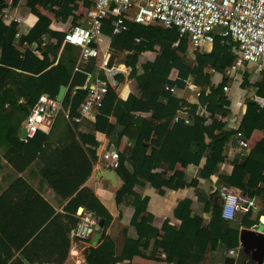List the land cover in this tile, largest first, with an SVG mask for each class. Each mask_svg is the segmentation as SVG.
<instances>
[{
	"label": "trees",
	"instance_id": "obj_1",
	"mask_svg": "<svg viewBox=\"0 0 264 264\" xmlns=\"http://www.w3.org/2000/svg\"><path fill=\"white\" fill-rule=\"evenodd\" d=\"M80 1L86 8L93 4L91 0H26L27 7L30 12L37 15L38 20L28 33L20 36V43L33 46V50L28 46L23 51V56L14 43L17 24L11 23L7 26L0 19V145L6 144L10 147L5 157L9 161H14L18 171H23L33 161H38L43 179L61 199H68L64 207L67 221L77 227L80 222L77 210L79 206H84L97 217L104 218L105 226H108L112 220L111 213L94 192L83 186L97 161L99 140L96 132H105L109 138V145L115 146L120 145L123 135L136 138V144L130 145L128 152L120 153L117 171L124 179L122 191L134 196L132 204L135 212L132 222L139 227L140 221L144 218L148 198L136 192V186L145 185L152 171L161 167L164 161L169 163V168L174 167L177 162L184 163L186 153L196 156L193 161L200 158H204V161L196 178L185 177L184 180L177 182H182V185L188 182L185 186L197 185L199 179H209L217 172L220 162L225 160V146L234 138L237 130L243 131L247 138L256 128L264 132V107H260L246 95L243 102L247 104V111L240 127L224 121V118L232 113L235 121L238 120L235 104L243 97V91L250 86L251 73L246 69L249 64L247 63V66L240 70L239 79L232 84L235 85L234 91L230 93L224 89L230 81V78L225 76V71L238 53L236 42L229 39L221 47L215 44L209 51H194L195 59L191 63L187 59L188 40L180 34L177 27L145 25L126 19L127 29L115 33L114 16H111L103 24L102 31L111 36L113 50L129 51L126 63L132 69L130 76L137 78L145 97L140 99L129 95L124 99L110 87L90 131L73 129L64 114H60L57 117L60 119L56 118L48 133L38 131L33 137L20 140L15 130H19L21 122L43 92L56 97L60 86L66 85L68 89L62 102L63 108L69 110L72 115H80L78 108L88 90L76 86L84 84L88 73L94 72L95 64L92 60L96 59H90L84 68L75 70V64L68 55L72 47L70 43L64 44L58 58L65 34L55 30L51 25L52 18L39 9L41 7L49 11L62 22L71 19L73 25H76L80 18V15L76 14ZM175 42H178V45H174ZM156 47L159 49L155 60L143 63L141 65L143 72L139 73L137 65L140 54L147 50H156ZM37 51L41 53L42 58L37 56ZM185 63L192 66L190 71L181 69ZM209 67L212 72L206 71ZM174 68L179 70L178 78L171 80L170 74ZM189 76L193 78V83L201 88L196 104L177 98L170 89L185 85L183 79ZM119 79L122 80L123 77L119 76ZM256 85L257 93L264 96L262 81L259 80ZM238 88L239 93L235 92ZM22 96L27 97L25 102L20 101ZM163 96L167 102L160 115L156 112V106L158 99ZM6 102H9L7 108ZM136 111H152L153 119L158 116L164 117L166 121L155 124L152 119L136 118L133 114ZM178 112L186 116L178 115ZM110 116L114 121H110ZM209 120L210 123L207 124ZM54 129L61 130L57 138L53 134ZM207 130L214 131L209 140L206 138ZM166 132L174 136L177 144L176 153H172L166 145L168 143L165 140ZM257 153L264 154V138L244 162L235 164L233 171L224 177L225 182L243 190L257 186L264 170V162L256 157ZM244 179H247V182L243 183ZM20 183H25L22 177L17 178L9 189L17 188ZM254 193L250 192L249 195L253 196ZM6 194L9 193L5 192L0 196V264H26L20 257L16 262H12L15 250H20V253L34 264L36 258L31 254L33 250L31 247L38 242L44 247L53 244L50 254L53 250L61 248L56 243L69 245L67 232L71 231L70 226L58 231L55 243L48 235V231L57 225L62 216L55 214L54 207L36 190L29 188L22 199H16L17 202L2 203V197H6ZM190 206L191 201L187 199L177 210L187 211ZM205 209L212 210L213 223L211 220L210 224L216 232V237L223 238L224 233L218 223V219L221 218L220 206L210 204ZM249 213L251 211L246 214ZM183 220L181 227L184 230L195 228L194 223L188 224L190 221L188 218ZM168 229L172 230L170 227ZM199 241L204 242L201 238ZM233 241L236 239L233 238ZM231 245H234V242ZM111 247L112 239L106 236L98 246L90 247L86 251L87 263L110 264L113 258ZM166 252L172 254V250ZM59 261L61 263L63 259Z\"/></svg>",
	"mask_w": 264,
	"mask_h": 264
},
{
	"label": "crops",
	"instance_id": "obj_2",
	"mask_svg": "<svg viewBox=\"0 0 264 264\" xmlns=\"http://www.w3.org/2000/svg\"><path fill=\"white\" fill-rule=\"evenodd\" d=\"M22 2L23 0H20L19 2V14L25 19L23 23L18 25L14 21L6 20L1 17L0 19H2L7 26L11 23L17 24L14 43L23 56V51L26 50L28 46V48H32L33 50V46L31 45L30 47L27 43H20V36L29 32L38 20V17L30 12V10L29 12H22ZM85 8L86 7L80 2L79 9L76 11V14L80 15V18L76 25L85 24L83 15ZM39 9L52 18L51 25L53 28L56 26L54 29L57 31L64 32L74 26L71 19L62 22L56 17L58 21H55L53 20L52 13L41 7ZM70 21L71 24L66 28V25ZM65 43L68 42L63 41V47L61 48L58 58L62 53ZM174 45H178V42H175ZM100 46L101 49L106 47L112 48L114 57L112 60L114 62L129 66L126 63L129 51L116 52L115 49L113 50L110 35L103 32V39ZM189 46L192 48L191 45ZM158 49L159 48L156 47V50H147L140 54L139 63L137 65L139 73L143 72L141 66L143 63L155 60ZM192 49L194 51L199 50ZM210 49L211 47H207L206 49H200V51H209ZM71 51L72 47L68 53L69 58L71 57ZM37 53V56L42 58L41 53L38 51ZM192 58L195 59V56L192 55ZM92 61H94L95 64L94 72L88 73L84 84L77 85L76 88H85L86 85L91 84L94 75L98 72H100L99 74L101 76L103 75L102 71H99L98 69V60ZM72 62L76 67V60ZM56 63L57 61L54 62V64ZM245 65L247 66V64ZM84 66L82 68H84ZM242 68H240L233 76L229 77L230 81L228 84L229 87L226 90L227 92L229 91L232 93L234 91L235 85L232 86V84L239 79V72ZM253 68L256 67L251 63L246 67L251 73L250 86L247 90L243 91V97L235 104L236 110L238 111V120L235 121L236 119L233 113L229 117L227 116L224 118V121L229 122V125L235 123L236 127H240L241 120L247 111V104L243 102V98L246 95L252 97L253 94L257 93L258 87L256 84L259 80L262 81L263 73L260 77L255 78V71ZM181 69L190 71L192 66L185 63L181 66ZM131 70L130 67L125 73L120 74L119 76L123 77V79H119L118 76L119 84L113 86V88L121 98L126 99L129 95H134L137 98L143 99L145 97L144 90L141 88L137 78L130 76ZM178 71L179 70L176 68L171 71V80L178 78ZM206 71L212 72V69L209 67ZM183 82L185 85L177 86L175 91L172 92L177 98L182 99L184 102L196 104L198 102V95L201 92V88L193 83V78L191 76L187 79H183ZM192 83L193 85L191 86ZM236 91L239 93V88L238 90H235V92ZM235 92L234 94H236ZM26 99L27 97L22 96L20 101L25 102ZM166 102L167 99L164 96L160 97L157 101L156 112L160 115L165 109ZM8 105L9 102H6L5 107L7 108ZM99 113L100 110H93L80 118L79 121H67L73 129L90 131L92 129V124L96 121ZM133 114L136 118L152 119L155 124H160L166 121L164 117L158 116V118L156 117V119H153L152 111H136ZM178 115L186 116L181 114V112H178ZM57 119L59 120L60 117ZM109 119L110 121H114L112 116H110ZM24 121L25 118L21 122L19 130H15V133H17L16 136H18L20 140H26L20 137L21 129L24 127ZM208 123H210V120L207 121V124ZM60 132L61 130L54 129L53 134L56 135L57 138ZM213 134L214 131L207 130V140H209ZM96 137L99 140L97 161L93 165L90 177L86 180L83 186L94 192L98 199L106 206L112 215V220L108 226H105V220L103 226H100L99 223V228L89 240L81 239L75 235V225H73L72 222L67 221V218L65 217L66 213L64 207L67 204L68 199H61L49 183L43 179L39 171L38 161H33L25 170L18 171L15 167L14 161H9L5 157V153L10 147L6 144L0 145V196L5 192L9 193L6 194V197H2V203L17 202L18 200L16 199H22L28 189L32 188V190H36L54 207L55 214H60L62 216V219L60 218L58 220L57 225L52 226L48 231V235L53 239V243H55V236L59 230H64L69 226L71 228V231L67 232L70 240L69 245L65 246V244L56 243L59 244L61 248L53 250L51 254L49 251L52 249L53 244H47V246L44 247L41 242H38L32 246L31 248L33 250H31V254L36 258L34 264H75V262L78 264H88L85 254L86 251L90 247L98 246L106 236L112 239V247L110 249L113 258L111 259L110 264H264V258L261 257V251L264 250V229H260V226H264V170L258 185L249 190H243L238 186L225 182L224 180V177L233 171L235 164L244 162L247 156L255 151L256 145L264 138V132L261 129L256 128L252 131L251 135L248 137L250 146L246 149L241 147L234 138L230 140L224 149L225 160L220 162L217 172L212 174L207 180L199 179L197 185L185 186L188 182H185L183 185L182 182H177L184 180L185 177L191 179L198 176L200 165L204 161V158L196 160L197 162L193 161L196 159V156L192 153H186L184 163L177 162L174 167L169 168V163L164 161L161 167L154 169L145 185L135 187L136 192L143 197L148 198L144 218L142 220L140 219L141 225L139 227L132 222L135 212L134 205L132 204L134 196L122 191L124 187V179L118 173L117 168L110 167L108 161L102 157L105 150L112 148L117 149L119 154L124 151L128 152L130 145L136 144L133 140H136L137 142V139L129 137L128 135H123V137H121L120 145L115 146L109 145V138L105 132L97 131ZM165 140L168 141L166 144L168 149L172 153H176L175 145L177 146V144L174 140V136L167 134L166 132ZM16 143L17 142H15V145ZM170 143H173V145H170ZM155 147L158 148L157 145H155ZM256 157H258L261 162H264V154L257 153ZM19 177H22L25 180V183L18 184L19 186L17 188L9 189L10 185ZM242 182H247V179H244ZM226 190H232L240 193L243 197L254 199L258 207L249 214H246L247 212L239 211L234 219L225 218L222 215V205L220 203L223 200V192ZM250 192L255 193L253 196H250ZM187 199L191 201L189 210H180V212H178L177 209L180 207V204ZM210 204L220 206L221 218L218 219V223L224 233L223 238L225 239L221 237L217 238L216 232H214V229L210 224L211 220L213 223L212 210L205 209L207 206H210ZM81 209L84 210L85 207L79 206L77 213ZM98 218L100 221L102 217ZM184 218L190 220L188 224L193 225L194 223L195 228L184 230L181 227L183 226ZM168 227L172 228V230H169ZM97 234H99V236L96 240ZM200 238L204 242H200ZM233 238L236 239V241H233ZM233 242L234 245H231ZM166 247H168V249H166ZM229 249H234L235 252L232 254L229 252ZM168 250H172V254H168L166 252ZM131 251L134 252L132 253ZM131 253L132 255H130ZM76 256H78L77 259H75ZM18 257L24 260L26 264H31L26 259V256L20 253V250H15L12 262H16ZM47 257H49L48 260ZM61 258L63 261L60 263L59 259ZM39 259L41 260L38 261Z\"/></svg>",
	"mask_w": 264,
	"mask_h": 264
},
{
	"label": "built area",
	"instance_id": "obj_3",
	"mask_svg": "<svg viewBox=\"0 0 264 264\" xmlns=\"http://www.w3.org/2000/svg\"><path fill=\"white\" fill-rule=\"evenodd\" d=\"M92 6L85 8V24L74 25L64 31V42L78 46L76 70L81 69L90 59L98 60V69L93 82L86 85L88 90L78 108L80 115H72L63 108L62 102L48 93H42L31 107L24 121L27 138L36 132L48 133L60 114L68 120L79 121L90 111L99 110L110 87L118 85V76L130 69L125 64L112 60V48L101 49L103 24L114 16L115 33L127 29L126 19L145 25L160 24L164 27H177L194 49H206L215 44L223 46L230 40L238 45V53L227 67L225 76H233L247 63L256 67L255 78L264 71V0H91ZM20 0H0V17L16 22H24L19 14ZM19 34V33H18ZM139 40V39H137ZM95 43V45H93ZM193 83L191 84V86ZM229 85L224 87L227 90ZM167 88H169L167 86ZM175 91L176 87H171ZM252 100L264 106V96L255 93ZM188 121V119H186ZM234 139L243 148L250 146L244 132L237 130ZM102 157L112 168L119 164V151L107 149ZM258 207L252 198L226 190L223 193L222 215L234 219L239 211L250 212ZM80 222L74 230L81 239L91 238L99 228V218L90 210L78 212ZM234 253V249H229Z\"/></svg>",
	"mask_w": 264,
	"mask_h": 264
},
{
	"label": "water",
	"instance_id": "obj_4",
	"mask_svg": "<svg viewBox=\"0 0 264 264\" xmlns=\"http://www.w3.org/2000/svg\"><path fill=\"white\" fill-rule=\"evenodd\" d=\"M93 45H95V43H93ZM78 46L77 45H72V51H71V60L72 61H75L76 60V56H77V54H78ZM262 82H263V84H264V71H263V74H262ZM66 92H67V86L66 85H61L60 86V89H59V91H58V94H57V96H56V98H57V100H59V101H63L64 100V97H65V95H66ZM20 137L22 138V139H27V131H26V128L25 127H23L22 129H21V135H20ZM133 142L134 143H136V140H133ZM225 192V191H224ZM223 192V193H224ZM221 205L223 204V200L221 201V203H220ZM82 210V209H81ZM99 223H100V226H103V224H104V219L103 218H101L100 219V221H99ZM260 229H264V226H260ZM98 236H99V234H97V236H96V240H97V238H98ZM261 257L262 258H264V250L263 251H261Z\"/></svg>",
	"mask_w": 264,
	"mask_h": 264
},
{
	"label": "rangeland",
	"instance_id": "obj_5",
	"mask_svg": "<svg viewBox=\"0 0 264 264\" xmlns=\"http://www.w3.org/2000/svg\"><path fill=\"white\" fill-rule=\"evenodd\" d=\"M81 2V1H80ZM80 2H79V4H80ZM82 3V2H81ZM43 9V8H42ZM21 11L23 12V11H27V12H29V9H28V7L26 6V0H23V2H22V4H21ZM81 12V11H80ZM52 16H53V20H55V21H58V19L52 14ZM71 24V21L66 25V28H68V26ZM55 25V24H54ZM56 27V26H55ZM188 46V49H187V59H188V61L189 62H193V58H192V55H194V50L189 46V45H187ZM221 47V46H220ZM252 64V63H251ZM253 70L256 72V68H253ZM78 258V256H76L75 257V259H77ZM75 264H78V263H76L75 262ZM80 264V263H79Z\"/></svg>",
	"mask_w": 264,
	"mask_h": 264
}]
</instances>
